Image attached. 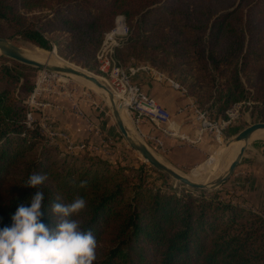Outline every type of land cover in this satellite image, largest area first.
Wrapping results in <instances>:
<instances>
[{
	"label": "trees",
	"instance_id": "16d2710c",
	"mask_svg": "<svg viewBox=\"0 0 264 264\" xmlns=\"http://www.w3.org/2000/svg\"><path fill=\"white\" fill-rule=\"evenodd\" d=\"M117 14L129 31L114 52L120 64L147 62L193 99L219 90V118L251 89V115L264 122V0H0V38L53 47L100 74L95 53ZM1 58L10 65L0 67V226L35 192L25 182L37 171L46 175L39 187L50 220L52 203L85 199L79 219L97 238L93 264H264V218L225 184L211 192L153 188L143 172L112 167L103 155L47 147L26 128L15 95L31 89L21 73L30 67Z\"/></svg>",
	"mask_w": 264,
	"mask_h": 264
},
{
	"label": "built area",
	"instance_id": "2783aa9c",
	"mask_svg": "<svg viewBox=\"0 0 264 264\" xmlns=\"http://www.w3.org/2000/svg\"><path fill=\"white\" fill-rule=\"evenodd\" d=\"M128 28L123 15H116L114 18V26L112 30L104 34L103 41L96 53L98 69L104 75L105 85L110 89L116 98V103L120 108L124 107L129 120L136 129L138 138L146 145H151L155 150L163 148V139H176L188 145H195L203 135H209L215 143H220L224 138V131L238 119L242 113V106H249V102H238L224 112V117L213 119L209 114L198 108L193 102H189L178 110V114H182L186 110H191L195 114L197 126L195 134L191 138L180 131V124L172 119L171 113L161 106L155 99L145 94L134 82L133 77L139 72L144 71L156 76L160 80L168 82L172 87L181 90L185 94V90L179 88L177 83L166 75L157 72L149 67H128L124 68L114 57L116 47L123 43L127 37ZM65 77V78H64ZM67 75L56 74L49 71H40L35 87L29 99L23 101L26 107L24 124L28 129H37L43 137L44 144L55 147L61 143L63 152L68 155H81L84 153L109 155L108 140H103L102 146L81 141L75 143L72 138L65 132L57 130L53 127V118L46 112L50 103L41 101L44 94L65 99L68 103L65 108L79 118L84 119V113L79 105L78 93L73 87L68 85ZM79 96L93 105L97 106L95 99L86 92L79 93ZM55 109L62 110L59 105L54 106ZM31 109L39 111V115L34 117ZM105 115L107 116L106 110ZM86 120V118L84 119ZM88 120V119H87ZM86 120L91 127L93 133L98 134L99 129ZM148 122L150 128L147 132L140 129V126Z\"/></svg>",
	"mask_w": 264,
	"mask_h": 264
},
{
	"label": "rangeland",
	"instance_id": "374dc122",
	"mask_svg": "<svg viewBox=\"0 0 264 264\" xmlns=\"http://www.w3.org/2000/svg\"><path fill=\"white\" fill-rule=\"evenodd\" d=\"M49 12H50L49 10L44 11V13H49ZM117 15H123V14H117ZM259 24H261L262 27H264V18L260 20ZM128 33H129V31H128ZM103 38H104V36H103ZM103 38H102V41H103ZM126 38L124 39L123 43L125 42ZM8 41L13 43L14 45H16L19 48H20V46H23V44H28V45L33 46L36 49H39L45 53L46 52L50 53L53 50V47L51 50L40 49L37 46L31 44L30 42H28L26 40H23L20 37L10 38V39H8ZM102 41H101V43H102ZM101 43H100L98 49L100 48ZM122 44H120L119 46H121ZM98 49H97V51H98ZM97 51H96V53H97ZM96 53H95V61H96L97 66H99L98 62L96 60ZM56 55L62 61L69 63V64H73V65H75L81 69H84V70L92 73L91 71H89L85 68H82L79 65H76L75 63H73L67 59H64L63 57L59 56L57 53H56ZM1 57H3V56L0 55V67H2L3 65H10L9 62H5L4 60H2ZM3 58H6V57H3ZM9 60H11V59H9ZM121 66L124 68H128V67H149V68H152L153 70H155V68L152 67L147 62H138V61H135L132 59L127 63H122ZM28 67H30V66H28ZM40 71H42V70H39V69L34 68V67H30V68L21 72L25 75V77L27 79V85H29V84L31 85V89L29 91L21 90L19 87L16 88V90H15V95H17V97L20 98L22 104H23V101L28 100L30 95L32 94V91L35 87V84H36V81L38 79ZM92 74H94V73H92ZM101 74L102 73L100 72V74H94V75L99 77L100 81L102 83L106 84L105 79H104L105 77L103 74L102 75ZM67 76L68 77H66V79H68L69 87H71V88L74 87L76 89V92L78 93L79 103L81 101L85 100L79 96V93L87 91L91 95V97L96 100V102L98 101L97 105L99 104V106L101 108H105L106 113H107V116H104L105 122L114 125V127L116 128V126L114 124V120H113L112 115H111V112H110L108 105H107V100L105 99L104 95L101 92L90 87L88 84L81 82V81H77L75 79H72V78H76V77L71 76V75H67ZM172 77L175 78V76H172ZM21 81L22 80H20L19 83H21ZM210 93H211V96L208 98V94H205L203 91L200 90L197 93L198 99H193V98L188 97V96H186V98L193 101L198 106V108H200L203 111H205L206 113H208L210 118L217 119L219 117L216 116L217 104H215V103L217 101V98H218V95L220 94V92H219V90H216L214 88V90L211 91ZM252 95H253V91L251 89H248L247 98L242 100V101L249 102L250 103L249 106H242V113H240L238 119H236L234 122H232V124L224 131V138L222 139V141L220 143H217V142L215 143V141L207 134L203 135V136H207L210 139L211 149L205 155V157H203V160L200 162L201 164L198 163V164L193 165L191 167L179 168L176 165L172 164L168 159L164 158L163 155H161L158 152V150L153 149L151 147V145L148 144L147 146L163 162L170 165L172 168L181 172L182 174H194L195 172H199L200 170H202V168H204L207 165L208 161L211 159L212 156H214L216 154L217 150L218 151L219 150H226L227 148H229L230 146L233 145L232 144L228 147H224L226 142H228L229 140H231L235 136V135H231V136L227 135V132L229 129L236 128V127H243V126L245 128L246 126H248L250 124H253V123L260 121L251 115V111L253 108ZM43 96H45V97L49 96L50 97L51 94H44ZM65 101L66 100L64 99L63 104L67 106L68 103H66ZM242 101H240V102H242ZM31 110L34 113V117H37L39 115V111H37L35 109H31ZM45 111L48 112L47 110H45ZM67 112H69V111H67ZM128 124H129L128 126L131 128L132 132L135 133V135H137L136 129L132 125L131 120H129V118H128ZM117 133L118 134H115L116 137L115 136L111 137V135L105 137L106 141L107 140H108V142L110 141V143L107 144L109 147L110 153H109V155H105V156L111 161L112 167H115L116 165H121V166L128 167L130 169H133L132 173H135L136 171L143 172L146 175L147 181L149 182V184L153 188L159 187V186L172 185L174 188L179 189V190L180 189L192 190L191 188L183 186L180 183L174 181L173 179H170V178L164 176L163 174L157 172L156 170H154L151 166H149L143 160V158L139 154L135 153L134 151H132L129 148V146L126 144L125 140L123 139V137L119 133V131ZM43 143H44V141H43ZM47 147H52V146H47ZM52 148H55L60 156L63 155V154H61V153H63V146L61 143L57 144L55 147H52ZM82 155H86V154H82ZM217 164H219V160L217 161ZM215 166H217V165H215ZM157 173L163 175L164 178L163 179L160 178L157 175ZM224 184H225L224 188L228 191V193L233 198L240 201L243 204V206H245L246 208L251 209L252 211L258 213L261 217L264 218V140H251L248 142L246 150H245L244 155H243V158L241 159L238 166L235 168L233 174L228 178V180ZM249 193H251V194L249 195Z\"/></svg>",
	"mask_w": 264,
	"mask_h": 264
},
{
	"label": "clouds",
	"instance_id": "9594fccd",
	"mask_svg": "<svg viewBox=\"0 0 264 264\" xmlns=\"http://www.w3.org/2000/svg\"><path fill=\"white\" fill-rule=\"evenodd\" d=\"M45 179L37 171L28 175L25 186L35 192L16 207L9 224L0 226V264H93L97 238L81 227L79 219L85 199L75 196L68 202L52 203L55 220H50L39 187Z\"/></svg>",
	"mask_w": 264,
	"mask_h": 264
},
{
	"label": "crops",
	"instance_id": "0c3cea01",
	"mask_svg": "<svg viewBox=\"0 0 264 264\" xmlns=\"http://www.w3.org/2000/svg\"><path fill=\"white\" fill-rule=\"evenodd\" d=\"M132 80L145 94L155 99L171 113L172 119L180 124L181 132L191 138L194 136L195 127L197 126L194 112L186 110L182 114L177 113L180 108L191 102L181 90L144 71H139ZM41 100L52 105L47 108V111L53 118V127L57 130L65 131L75 143L85 141L102 146V141L106 140L105 137L109 135L116 137L115 134H118L114 125L105 122V108H101L99 104L95 106L86 100L79 103L85 115L84 119H88L87 121L99 129V133L95 134L86 123V120L71 112H67L65 109L67 106L63 104L64 99L54 96H43ZM65 102L67 103V101ZM55 105L62 106L63 109H55ZM149 128L150 124L148 122H144L140 126V129L144 132H147ZM210 149L211 143L207 136H203L195 145H188L176 139L165 138L163 139V148L158 149V152L177 167L186 168L200 163Z\"/></svg>",
	"mask_w": 264,
	"mask_h": 264
},
{
	"label": "water",
	"instance_id": "95a60500",
	"mask_svg": "<svg viewBox=\"0 0 264 264\" xmlns=\"http://www.w3.org/2000/svg\"><path fill=\"white\" fill-rule=\"evenodd\" d=\"M51 52H54L56 54L55 48H53ZM0 55L8 59L14 60L18 63L37 68L39 70L49 71L56 74L75 76L81 80H84L85 82H89L95 88L104 92L107 99L108 108L114 120V124L123 139L125 140L126 144L129 146V148L135 153L139 154L143 158V160L157 172L195 191L202 190L206 192H211L222 186L233 174L235 168L238 166L241 159L243 158L251 135L257 130H264V122L261 121L250 124L243 128L225 144L228 145L232 142L242 143L241 147L238 150V153L229 164L227 170L209 183L192 182L181 174H179L170 165H167L163 161L158 160L153 154V152L150 150V148H148V146L144 142H142L138 138V136L135 135V133L130 131L125 126L121 118L119 110L120 106L115 103L113 93L104 83L98 80L97 76H95L94 74L81 68H74L67 65H55L49 64L48 62H38L32 60L24 56L19 47L4 38H0Z\"/></svg>",
	"mask_w": 264,
	"mask_h": 264
},
{
	"label": "bare ground",
	"instance_id": "6f19581e",
	"mask_svg": "<svg viewBox=\"0 0 264 264\" xmlns=\"http://www.w3.org/2000/svg\"><path fill=\"white\" fill-rule=\"evenodd\" d=\"M20 50L24 56H26L32 60L38 61V62H48L49 64L67 65L70 67L79 68L73 64H69V63L62 61L53 52H50V53L46 52L45 53V52H43L39 49H36L35 47L30 46L28 44H23V46H20ZM97 78H98V80H100L99 77H97ZM72 79H75L77 81H81V82L88 84L90 87L101 92L106 99L105 93L98 90L97 88H95L89 82H85L84 80H81L77 77L72 78ZM114 99H115V103H116V98L114 97ZM116 104L119 105L118 103H116ZM119 110H120L122 121L124 122L125 126L130 131H132L131 128L128 126L129 125L128 124V118L129 117H128L124 107H121ZM251 140H264V130L261 129V130L255 131L251 135L249 141H251ZM230 145H232V146H230ZM241 145H242V143H240V142H232L228 145H224V147H228V146H230V147L227 148L226 150H219V151L217 150L216 154L211 157V159L208 161L207 165L204 168H202V170H200L199 172H195L194 174H182L181 172H179L177 170L176 171L192 182L209 183V182L213 181L215 178H217L219 175L223 174L227 170L229 164L231 163V161L235 158L236 154L238 153V150L241 147ZM154 155L156 156V158L158 160L162 161L156 154H154ZM218 160H219V164H217ZM215 165H217V166H215Z\"/></svg>",
	"mask_w": 264,
	"mask_h": 264
}]
</instances>
